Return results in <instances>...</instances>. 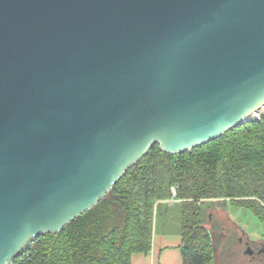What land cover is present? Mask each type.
I'll list each match as a JSON object with an SVG mask.
<instances>
[{
	"label": "water",
	"instance_id": "obj_1",
	"mask_svg": "<svg viewBox=\"0 0 264 264\" xmlns=\"http://www.w3.org/2000/svg\"><path fill=\"white\" fill-rule=\"evenodd\" d=\"M263 104L264 0H0V264Z\"/></svg>",
	"mask_w": 264,
	"mask_h": 264
},
{
	"label": "trees",
	"instance_id": "obj_2",
	"mask_svg": "<svg viewBox=\"0 0 264 264\" xmlns=\"http://www.w3.org/2000/svg\"><path fill=\"white\" fill-rule=\"evenodd\" d=\"M173 197L181 202L183 264H214L202 201H229L264 220V115L184 152L155 144L94 207L28 241L12 264H130L132 253L150 249L156 203Z\"/></svg>",
	"mask_w": 264,
	"mask_h": 264
},
{
	"label": "rangeland",
	"instance_id": "obj_3",
	"mask_svg": "<svg viewBox=\"0 0 264 264\" xmlns=\"http://www.w3.org/2000/svg\"><path fill=\"white\" fill-rule=\"evenodd\" d=\"M261 114L264 115V111H260L258 115H251L249 120H258ZM179 209V204L178 206H168L165 201L157 204L154 214V227L156 224V228H153L154 231L159 232L161 230V224L163 221L166 223L167 229H169L170 231L178 230L180 224V213L178 211ZM201 209V217L204 226L208 229V231L212 232V236L221 234L220 232L222 231L214 233L216 232L214 231L215 227L212 224L211 220H209L211 217L215 222L219 223L220 226H225L226 232H229V234H234L230 237V256L222 254V244H217V241L215 243L213 242L212 246L214 248V264H218V262L222 260L220 258L222 255H224L225 261L227 260V262L223 261L224 264H258L256 259H251L250 256L243 254V246L241 243L239 244V242H237V237H243V239H249L252 241H259L260 239H264V220L258 219L247 208L236 206L234 204H231L229 201H227L226 203L217 200L202 201ZM222 240L224 242L226 238H223ZM229 260L230 262H228Z\"/></svg>",
	"mask_w": 264,
	"mask_h": 264
},
{
	"label": "crops",
	"instance_id": "obj_4",
	"mask_svg": "<svg viewBox=\"0 0 264 264\" xmlns=\"http://www.w3.org/2000/svg\"><path fill=\"white\" fill-rule=\"evenodd\" d=\"M162 201H165L168 206H178L179 204L180 209L178 211L179 213L181 212V202L175 197L167 200L158 201L155 205V208L157 204L162 203ZM179 216L181 218V213L179 214ZM153 228H156V224L154 227V221ZM154 229L152 231V239L149 251L147 253H132L130 258V264H183L181 250V224H179L178 230L170 231L169 229H167V225L163 221L161 224V230L159 232H155Z\"/></svg>",
	"mask_w": 264,
	"mask_h": 264
},
{
	"label": "flooded vegetation",
	"instance_id": "obj_5",
	"mask_svg": "<svg viewBox=\"0 0 264 264\" xmlns=\"http://www.w3.org/2000/svg\"><path fill=\"white\" fill-rule=\"evenodd\" d=\"M209 220L212 221L213 220L212 217ZM214 223H215V221H214ZM214 231H216L214 233H217L218 231H222V232H220L221 234H217L214 236H212V232L211 231L210 232H211L213 242L215 243L217 241V244H219V245L222 244V252H225V250L227 248H224V246L225 245L229 246L230 239H231L230 237L233 236L234 234H232V233L229 234V232H226V227L220 226V224H219V228H215ZM223 238H226V240L224 242L222 240ZM214 239H215V241H214ZM260 240H261V242H260ZM260 240L259 241H252L249 239H243V237H237V242H239V244L241 243L243 246V251H242L243 254L250 256L251 259H256L258 264H264V239H260ZM230 247L231 246H229V251L231 249ZM226 252L225 253L228 254V251H226ZM228 255L230 256V252ZM220 258L222 260H220L218 262V264H224V262H223V261H225L224 255H222ZM225 262H227V260ZM228 262H230V260Z\"/></svg>",
	"mask_w": 264,
	"mask_h": 264
},
{
	"label": "built area",
	"instance_id": "obj_6",
	"mask_svg": "<svg viewBox=\"0 0 264 264\" xmlns=\"http://www.w3.org/2000/svg\"><path fill=\"white\" fill-rule=\"evenodd\" d=\"M260 111H264V105L260 108L259 112H260ZM259 112L256 113V114L258 115ZM254 114H255V112H254ZM261 115H263V114H261ZM261 115L259 116V118L261 117ZM259 118H258V119H259ZM171 191H172V193H173V195H174V194H175V187H174V186H172Z\"/></svg>",
	"mask_w": 264,
	"mask_h": 264
},
{
	"label": "bare ground",
	"instance_id": "obj_7",
	"mask_svg": "<svg viewBox=\"0 0 264 264\" xmlns=\"http://www.w3.org/2000/svg\"><path fill=\"white\" fill-rule=\"evenodd\" d=\"M263 105H264V104H263ZM263 105H262V106H263ZM262 106H261V107H262ZM261 107H260V108H261ZM258 110H259V109H257L256 111H254V112H255V114H256V113H258Z\"/></svg>",
	"mask_w": 264,
	"mask_h": 264
}]
</instances>
